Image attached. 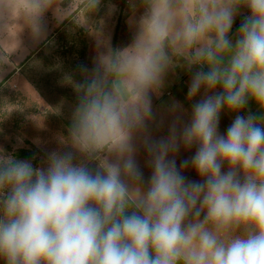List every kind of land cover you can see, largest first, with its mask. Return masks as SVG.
Instances as JSON below:
<instances>
[{
  "label": "clouds",
  "instance_id": "9594fccd",
  "mask_svg": "<svg viewBox=\"0 0 264 264\" xmlns=\"http://www.w3.org/2000/svg\"><path fill=\"white\" fill-rule=\"evenodd\" d=\"M141 2L132 43L80 67L70 150L42 167L0 151L4 264H264V0ZM62 3L0 0V27L14 20L39 38L50 10L72 17L71 0ZM100 3L81 6L89 18ZM242 8L249 14L230 38ZM181 61L197 69L188 99L203 96L187 123L177 117L153 139L150 94ZM250 101L258 115L241 114ZM222 111L235 114L226 134ZM181 146L196 151L178 167Z\"/></svg>",
  "mask_w": 264,
  "mask_h": 264
},
{
  "label": "rangeland",
  "instance_id": "374dc122",
  "mask_svg": "<svg viewBox=\"0 0 264 264\" xmlns=\"http://www.w3.org/2000/svg\"><path fill=\"white\" fill-rule=\"evenodd\" d=\"M71 2L72 17L60 20L53 11L46 13L39 38L14 20L0 27V151L16 158L25 152L28 157L19 159L34 167H42L52 152L70 150L64 141L78 101L75 86L85 77L81 73L79 82L77 70L83 65L91 71L109 49L132 43L142 6L141 0H101L88 18L82 0ZM81 41L84 57L76 50ZM173 86L164 80L157 91L164 107Z\"/></svg>",
  "mask_w": 264,
  "mask_h": 264
},
{
  "label": "crops",
  "instance_id": "0c3cea01",
  "mask_svg": "<svg viewBox=\"0 0 264 264\" xmlns=\"http://www.w3.org/2000/svg\"><path fill=\"white\" fill-rule=\"evenodd\" d=\"M140 3V2H139ZM143 10V7L141 8ZM139 9L138 14H136V20L139 18V14H142V10ZM248 9L242 8L236 19L234 21L232 30L230 32V38H235V35L240 27L241 21L244 19L246 15H248ZM125 47V46H124ZM123 47V48H124ZM170 73H166V77L163 79L167 83H170L174 88L172 92H167L166 96L171 100L167 106H163L162 102H160V98L157 92L151 93V103H152V112L153 119L149 123V132L153 139H161L165 138L169 135V129L172 126L173 122L177 117L180 118L181 123H187L191 117V106L193 103L197 102L203 96V90L201 93L194 99L189 100L187 97L188 88L190 84L191 75L197 69L193 67L192 71H188L184 66L183 62H179L178 66L175 68H170ZM184 73V74H183ZM180 75V78L177 77ZM186 88V89H185ZM178 89V91H177ZM219 90V89H218ZM176 92H179L176 94ZM166 99V98H165ZM179 106L175 112H173L174 106ZM248 113L259 114V109L255 102L250 101L248 106L243 110L241 114L246 115ZM235 114L229 113L227 111H222L220 115V124H219V132L220 134H226L227 128L230 126L234 119ZM196 151V146H193L190 149H185L181 146L178 153L175 154V159L177 161V166L179 167L180 162L184 159H188L194 155ZM137 161L140 165L141 169L144 172L145 179L151 175V169L147 165V152L143 147L139 148L137 153ZM94 164V163H93ZM226 170V166H225ZM184 175L190 181H198L200 178L196 175V173L189 167V169L185 170Z\"/></svg>",
  "mask_w": 264,
  "mask_h": 264
},
{
  "label": "trees",
  "instance_id": "16d2710c",
  "mask_svg": "<svg viewBox=\"0 0 264 264\" xmlns=\"http://www.w3.org/2000/svg\"><path fill=\"white\" fill-rule=\"evenodd\" d=\"M129 14V13H128ZM77 50V52L79 53V55L81 56V57H84L85 56V53H86V43H85V41H81L80 42V45L78 46V48L76 49ZM75 50V51H76ZM114 50V49H113ZM74 51V50H73ZM74 51V52H75ZM80 76H81V71H80V69L78 68V70H77V74H76V76H75V78L80 82H82V80H81V78H80ZM77 103H78V101H77ZM17 158L19 159V158H24V157H28L27 156V154L25 153V152H19L17 155Z\"/></svg>",
  "mask_w": 264,
  "mask_h": 264
}]
</instances>
